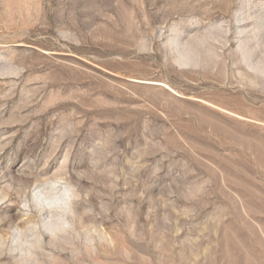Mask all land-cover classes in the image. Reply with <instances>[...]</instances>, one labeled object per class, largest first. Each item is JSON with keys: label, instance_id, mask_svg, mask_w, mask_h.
Segmentation results:
<instances>
[{"label": "rangeland", "instance_id": "1", "mask_svg": "<svg viewBox=\"0 0 264 264\" xmlns=\"http://www.w3.org/2000/svg\"><path fill=\"white\" fill-rule=\"evenodd\" d=\"M0 264H264V0H0Z\"/></svg>", "mask_w": 264, "mask_h": 264}, {"label": "bare ground", "instance_id": "2", "mask_svg": "<svg viewBox=\"0 0 264 264\" xmlns=\"http://www.w3.org/2000/svg\"><path fill=\"white\" fill-rule=\"evenodd\" d=\"M40 201V200H39ZM45 201V200H44ZM40 203V202H39ZM43 203V202H42ZM49 228V227H48Z\"/></svg>", "mask_w": 264, "mask_h": 264}]
</instances>
